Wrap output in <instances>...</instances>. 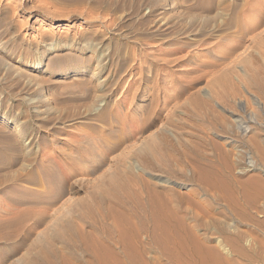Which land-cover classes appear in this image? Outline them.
Returning a JSON list of instances; mask_svg holds the SVG:
<instances>
[{"label":"rangeland","instance_id":"obj_1","mask_svg":"<svg viewBox=\"0 0 264 264\" xmlns=\"http://www.w3.org/2000/svg\"><path fill=\"white\" fill-rule=\"evenodd\" d=\"M263 184L264 0H0V264H98L99 244L184 264L149 190L230 264H264Z\"/></svg>","mask_w":264,"mask_h":264},{"label":"bare ground","instance_id":"obj_2","mask_svg":"<svg viewBox=\"0 0 264 264\" xmlns=\"http://www.w3.org/2000/svg\"><path fill=\"white\" fill-rule=\"evenodd\" d=\"M206 165H202L203 171L199 170V167V169L197 168L201 172V176L200 174L198 175V170L196 171L198 177H200L202 185L211 189L221 190L223 193L228 194L230 200L235 201L234 196H232L233 194L231 195L232 189L224 179L221 171L212 167H210L211 169H208ZM133 196L135 198L133 204L135 206L141 205L138 197L134 194ZM148 197L149 201H147L145 205L141 206V208L146 213L148 217L147 219H150L156 224L158 232L154 236V239L161 249L168 253L170 257L176 261L183 262L184 264H191L189 254H194L198 257L201 264H230V262L226 258H223L216 249L207 245L190 227L186 225L182 216L177 215L176 212L170 208L171 206L168 205L167 201H165L166 199H163L160 193L149 190ZM114 201L117 204H121L122 202L119 197H116ZM110 211H113V208ZM115 220L118 224H128V220L123 213H118V215L116 214ZM98 241H100V239ZM131 246L133 247H131L130 251H127L125 248V259L123 260L121 258L122 256L118 257L107 245H96L95 252L98 264H148L142 259L141 250L134 244ZM62 262L63 260L60 263L62 264Z\"/></svg>","mask_w":264,"mask_h":264}]
</instances>
